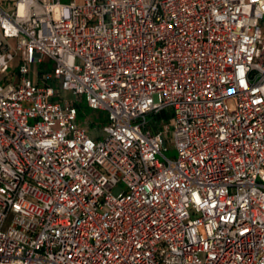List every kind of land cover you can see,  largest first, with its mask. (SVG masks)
I'll return each mask as SVG.
<instances>
[{
	"label": "built area",
	"instance_id": "1",
	"mask_svg": "<svg viewBox=\"0 0 264 264\" xmlns=\"http://www.w3.org/2000/svg\"><path fill=\"white\" fill-rule=\"evenodd\" d=\"M3 3L0 264H264V0Z\"/></svg>",
	"mask_w": 264,
	"mask_h": 264
},
{
	"label": "rangeland",
	"instance_id": "2",
	"mask_svg": "<svg viewBox=\"0 0 264 264\" xmlns=\"http://www.w3.org/2000/svg\"><path fill=\"white\" fill-rule=\"evenodd\" d=\"M18 0H4V3L2 5V7L6 10H14L15 8V3L17 2ZM63 3H69L70 0H62ZM12 45L15 47L16 46V41L15 40H12L11 41ZM18 66V63L15 62L13 65H12V68L11 70L9 71L8 74H3V75H0V79H4L6 76H11L13 71L16 70ZM52 64L51 63H46L42 66H39L38 64H36L33 68V71H32V74H30L31 77L35 78L36 80H39L40 81V70H42V68H46V69H49L51 70L52 69ZM59 95H58V99L60 101H64V102H73L75 99H76V105L78 106V108L80 107L81 110H80V115H79V122L80 123H85L86 125H88L90 131H98V133L100 132L101 133V129L103 128L104 126V117H105V113L104 112H100V111H94L92 109H89L85 103V100L84 98L82 97H76L72 94V92L70 91H62V90H59L58 91ZM89 121L90 123L87 124L86 122ZM96 122V124H94L93 122ZM165 156L169 159H175L177 157V151L176 149L172 148L169 146V149L168 151H166L165 153ZM161 161H163V159L161 158L160 159Z\"/></svg>",
	"mask_w": 264,
	"mask_h": 264
},
{
	"label": "trees",
	"instance_id": "3",
	"mask_svg": "<svg viewBox=\"0 0 264 264\" xmlns=\"http://www.w3.org/2000/svg\"><path fill=\"white\" fill-rule=\"evenodd\" d=\"M76 106H77V105H76ZM87 107H88V106H87ZM77 108H78V106H77ZM80 110H81V108L79 107V108H78V113H79V115H80ZM160 117H161V116H158L157 118L160 119ZM106 121H107V120H106V117H104V123H106Z\"/></svg>",
	"mask_w": 264,
	"mask_h": 264
}]
</instances>
